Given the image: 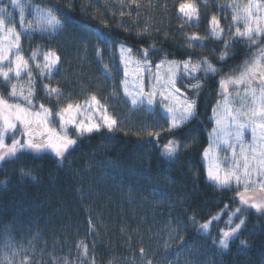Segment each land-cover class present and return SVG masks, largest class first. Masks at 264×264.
<instances>
[{"label":"trees","instance_id":"16d2710c","mask_svg":"<svg viewBox=\"0 0 264 264\" xmlns=\"http://www.w3.org/2000/svg\"><path fill=\"white\" fill-rule=\"evenodd\" d=\"M220 1L26 0L24 27L33 22L26 32L19 8L12 0H0V7L6 8L5 27L20 34V52L31 71V78L24 73L7 84L0 80V95L23 103L9 97L10 85L27 91L31 84L34 110L41 104L50 109L51 126L56 129L55 113L64 104L109 94L111 81L102 73L97 49L105 64L111 45L115 50L131 49L143 60L147 49V61L153 65L163 59L207 58L218 69L217 74L205 76L200 71L196 77L201 79H188L201 84L195 91L179 83L186 96L197 101L196 117L179 129L169 131L164 117L157 120L143 107L128 106L116 114L113 130L103 127L81 137L70 135L77 142L62 162L49 151L27 150L0 162V260L7 257L10 264H264V214L253 209L243 214L246 225L238 238L229 240L227 250L219 247L237 191L209 181L202 161L213 127L212 112L221 98L220 78L240 72L242 63L258 50L246 40L225 39L227 26L217 9ZM188 2L198 8V20L187 21L179 12L180 5ZM34 6L51 10L66 21L64 27L42 31L35 23ZM213 17L224 29L220 39L209 34ZM189 31L204 42L190 41ZM225 42L231 47L228 58L221 61ZM49 52L59 57L50 75L43 58ZM52 88L60 95L50 93ZM171 140L178 141L180 149L170 159L164 148ZM218 215L220 219L207 232L199 230L200 224ZM81 242L87 245L86 256L78 247ZM13 250L17 255L11 254Z\"/></svg>","mask_w":264,"mask_h":264},{"label":"snow or ice","instance_id":"6c2138e0","mask_svg":"<svg viewBox=\"0 0 264 264\" xmlns=\"http://www.w3.org/2000/svg\"><path fill=\"white\" fill-rule=\"evenodd\" d=\"M12 4L19 8L21 27L26 32L31 30L32 21H28V27H24L26 23L24 19L26 0H12ZM29 7L33 6L29 5ZM34 7L36 13L35 23L42 31L56 32L64 27L66 21L58 19L51 10L44 11L38 6ZM231 7L234 10V23L239 25L240 21H243L244 25L243 30H241V27L236 26L234 38L246 40L250 48L256 47L258 50L242 63L239 76L229 75L220 81V88L225 98L223 104L224 111L222 114L217 115V109L213 110L214 115H216L217 125L213 129V134H216V140L219 143L210 145V148H218L220 143L224 144L226 148H233L231 143L233 138L241 145V159H237L236 153L233 150L231 166H227V159L223 158L225 167H221L220 164H213L208 169V179L217 187L229 189L235 184L237 188L236 195L242 206L237 207L229 215L226 222L227 230H221L219 247L223 250L229 248V240L238 238V234L243 226L246 225V218L243 216L245 212L249 209H254L256 213L264 214V198L257 201L255 198L246 195L249 188L264 190V46H261V39L264 38V16L260 14L261 10H264V3H253V0H249V4L246 6L233 4ZM179 12L187 21H193L194 18L198 20L199 18L198 8L192 2L182 3L179 7ZM5 15L6 8L0 7V80H3L7 84L13 78L19 79L24 73H27L29 78H31V71L28 60L20 52V34L14 28L5 27ZM210 24L211 36L216 39L222 38L224 29L221 28L219 21L213 17ZM190 39L192 42H195L199 40V37L193 34ZM230 47L231 45L225 42L224 51L220 55L221 61L228 58V49ZM120 51L122 60L125 53H131V49H126L123 46ZM142 54L145 57V62L141 64L139 61H136L137 73L142 70H150V65L147 62L148 50L145 49ZM11 56H14V59L10 58ZM36 58L37 53L33 52L31 59L35 60ZM43 58L45 61L44 68L50 75L56 68L59 57L54 52H49ZM6 63L7 70L4 68ZM164 64L168 65V79L161 83V78L158 74L153 76L152 79H155L157 84L153 85V90L146 95L142 85L138 86L135 92H133L128 87L127 79L121 83L125 95L131 98L133 106L144 104L145 101L151 106L157 94V87L167 89V91H160L159 94L163 97V100L170 101L165 107L170 118L169 131H172L185 126L197 115V101L189 99L187 96L177 95L180 93V89L176 88L175 84L177 70L182 68L189 75L203 71L204 75L208 76L209 74H217L218 69L207 58H200L196 63H193L191 60L181 63L167 60L161 61V65ZM161 65H157V69ZM127 76L128 72L125 71V77L127 78ZM194 78L197 80L201 79L200 77ZM137 79L139 80L140 77L137 76ZM229 86L237 89V98L240 100L239 108L229 107ZM200 87V83L192 85L194 91ZM10 88L9 97L21 100L23 103L10 102L9 99L0 95V162L16 158L20 152L26 150L34 153L51 150L62 162L65 159V154L77 142L76 139L71 138L68 134L66 125H75V130L79 136L100 130L101 125L97 123H85L84 120H80L77 123L76 116L73 113L79 112L80 105L74 106L69 103L61 112L55 113V116L59 118L60 131L58 132L56 128L51 126L53 123L51 119L53 113L50 109L41 104L38 111L34 110L31 99L33 95L31 84L27 91L23 87H20L18 91L17 84H11ZM241 88L243 89V97L239 95ZM50 93H55L57 96L60 95V91L56 88L50 89ZM92 104L97 109L106 113L107 110L100 105V101L95 95L91 97L89 107ZM224 118L228 119L227 125L224 124ZM102 119L109 131L113 130L114 125L117 124L114 118L106 114L103 115ZM18 124L22 126V134L26 139L23 142L19 139H13L11 145H7L5 143L7 134L10 132L15 133ZM228 128H233L234 131L228 132ZM245 129L251 132L253 139V143L248 146L247 150L242 146V136ZM220 133H224V136L221 137ZM213 134H210V136ZM179 149L180 145L178 141L171 140L165 145L164 153L171 159L177 155ZM204 155L208 157L209 151L206 150ZM210 159L220 160L222 158L214 153ZM22 174L30 175V173H23V170ZM241 187L244 189L243 192L239 191ZM233 217L239 220L234 225ZM218 219H220L219 215L213 217L212 220L200 224L199 230L207 232L213 221ZM241 244L246 245V241H241ZM6 246L10 247V245ZM78 247L82 248L83 255L86 256L87 245L81 242ZM141 252L143 253V249H141ZM11 254L13 256L17 255V251L13 250ZM0 264H10V262L5 257L4 260H0Z\"/></svg>","mask_w":264,"mask_h":264},{"label":"rangeland","instance_id":"374dc122","mask_svg":"<svg viewBox=\"0 0 264 264\" xmlns=\"http://www.w3.org/2000/svg\"><path fill=\"white\" fill-rule=\"evenodd\" d=\"M253 3H264V0H253ZM233 4H239L242 6H246L249 4V0H230V1L221 0L220 2H218L217 9H218L219 13H222L223 19H224L226 26H227V28L225 29L224 37L227 41H230V42L239 39V38H234L236 26L241 27V30H243V27H244L243 21H240L239 25L235 24L233 21L234 10H233V7H231V5H233ZM260 14L262 16H264V10H261ZM193 34H195V33H193L192 31H189L187 38L190 41H191L190 38ZM209 34H210V32H209ZM195 35L198 36L197 34H195ZM100 38L102 40H104L102 36ZM203 42H204V39L199 37V40L195 41L194 43L202 44ZM261 46H264V44ZM120 49H121V47H119L117 50H115V49H113V47H111V45L109 46V63L108 64H105L101 60V57H100L101 51L99 49H97V51H96V58L100 62L102 73L111 81V86H112L110 89V92L107 96L96 97L100 101V105H102L103 108L107 110L106 113L103 112L102 110L97 109V107L94 104H92V106L89 107V104L91 103V97H92L91 96L82 102L71 103L74 106L80 105L79 112L73 113V115L76 116L77 123L80 120H84L85 123L93 122V123L100 124L101 125L100 129L103 127L107 128V126L104 124L103 119H102L103 115L106 114V115L110 116L111 118L115 119L116 114H119V112L126 111L127 107L131 106L133 108L143 107L148 112L155 113V115H156L155 118H157V120L160 119V116L164 117L165 120L167 121V125L170 127V118H169V114L167 112V109L165 107V105H168L170 103V101L163 100V97L159 94L160 91H167V89H160L159 87H157V94L155 95L154 103L151 106H149L146 101L144 104H138L136 106H133L131 103V98L125 95L124 88H123V85L121 83L122 81L127 79L128 87L133 92H135V90L138 86L142 85L143 89H144V93L146 95L147 93H149L153 90V85L157 84V81L155 79H152L153 76L158 74L161 78V83H163L164 81H166L168 79V75H167L168 65L167 64L161 65V61H164L167 59H163L154 65L147 61L150 65V70H142L139 73H137L136 61H139L141 64H143L145 62V60L137 57L136 55H134L132 53H130V54L125 53L124 59L122 60ZM187 60H191L193 63H196L198 61L196 59H194V60L187 59ZM187 60H183V61H187ZM167 61H173V60H167ZM183 61H175V62L181 63ZM157 65H161V67L159 69H157ZM125 71L128 72L127 78L125 77ZM198 73L199 72L193 73L192 75H189L188 73L184 72L182 68L177 70L175 84H176V88L180 89V93L177 95L186 96L183 89L179 86V83H182L184 85V87L192 88V85H194V83L187 82V80L193 79L194 77H196L198 75ZM239 74H240V72H238L237 74L234 73V74L224 75L220 78V81L229 75L239 76ZM137 76L140 77L139 80L137 79ZM220 81H219V93H220L221 98L219 99V102L216 104V106L214 108V109H217V115L222 114L224 111L223 104H224L225 98H224V95L222 94V90L220 88ZM228 93H229V101H230L229 107L230 108H239L240 107V100L237 98V89L232 87V86H229ZM239 95H240V97H243V89L242 88L239 90ZM245 103H247V101H245ZM68 104L69 103L64 104L60 108L59 112H61L62 109L66 108ZM212 121H213V127L210 130L209 135H208L209 143L202 153V161H203V164H204V167L206 170L207 179H208V169L210 167H212L213 164H220L221 167L226 166L223 158L227 159V162H228L227 166H231L233 150L236 153L237 159L238 160L241 159V157H240L241 145L234 138L231 140L233 148H226V146L222 143H220L218 148H210V145H214L215 143H219V141L216 140V134H213V129L217 127L216 115H214V111L212 112ZM224 124L225 125L228 124L227 118H224ZM66 127H67L69 135H72L75 137H81L76 132L75 125H66ZM57 131L58 132L60 131V126L58 127ZM227 131L233 132L234 129L228 128ZM22 132H23L22 126H20L18 124L17 130L15 131V133L10 132L7 134L6 139H5V143L7 145H11L13 139H19L23 142V140L26 139V137L23 136ZM85 134H87V133H85ZM210 134H213V135L210 136ZM219 135L221 137H223L224 133H220ZM72 136H71V138L76 139L75 137H72ZM242 140H243L242 146L247 150L248 146L253 143L252 135H251V132L249 130L245 129L244 135L242 136ZM206 150L209 151L208 157H206L204 155ZM48 151L50 153L54 154L51 150H48ZM214 153L216 155H218L219 157H221L222 159H220V160L210 159V157ZM231 188L235 189L237 191L235 184H233ZM239 191L243 192L244 189L241 187L239 189ZM246 195H248L249 197H253V198H255V200L258 201V200L264 198V190H261L259 188H249ZM237 207H242V206L240 205L239 199L236 195L235 205H234V208L231 210L234 211ZM233 211H230V213L227 214V217H229V215ZM238 222H239V220L236 218L235 223H238ZM226 230H227V228H226ZM166 262H167V260H166Z\"/></svg>","mask_w":264,"mask_h":264}]
</instances>
